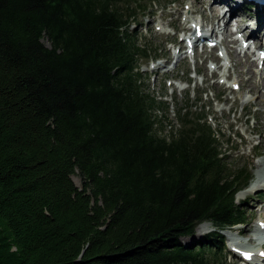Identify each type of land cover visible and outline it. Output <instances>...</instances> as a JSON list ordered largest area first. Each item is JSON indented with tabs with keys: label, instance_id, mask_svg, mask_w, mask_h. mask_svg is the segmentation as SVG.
Returning a JSON list of instances; mask_svg holds the SVG:
<instances>
[{
	"label": "trees",
	"instance_id": "obj_1",
	"mask_svg": "<svg viewBox=\"0 0 264 264\" xmlns=\"http://www.w3.org/2000/svg\"><path fill=\"white\" fill-rule=\"evenodd\" d=\"M157 2L0 0V264H226L251 173L203 108L160 132L131 28Z\"/></svg>",
	"mask_w": 264,
	"mask_h": 264
},
{
	"label": "rangeland",
	"instance_id": "obj_2",
	"mask_svg": "<svg viewBox=\"0 0 264 264\" xmlns=\"http://www.w3.org/2000/svg\"><path fill=\"white\" fill-rule=\"evenodd\" d=\"M210 1L204 0L201 5L197 0H158L143 16L140 15L138 23L133 24L131 28L136 29L137 34L142 37L141 42L146 40L158 48L157 53L162 57L157 63L153 57L142 60L140 65L144 87L158 99L164 100L167 106L165 110L158 111L159 117H165L160 132L168 134L179 127L177 108L185 105L191 111L203 108L205 120L212 129L222 134L221 151L228 157L229 165L233 168L247 166L250 170L248 185L235 195V201L244 206L246 221L222 231L226 264H248L241 258L240 253H248L243 247L252 249L251 252L256 249L264 251V234L260 233V224L264 223V181H261L258 187H251L253 183L264 178V92L262 99L259 95L264 91L261 85L264 73L258 65L253 66L254 79L250 80L260 84V87L249 91L247 86L250 74L247 68L253 59L252 48L246 49L248 56L241 53L235 61L233 47L229 50L227 46L231 45L237 49L241 43V37H237L238 35L235 36L238 38L235 44L228 42L231 37L230 28L233 29L236 25L237 33H242L243 30L251 33L250 29L258 27V38H263V46L264 12L258 13L248 9L245 5H240L239 0L240 10L229 18L230 28L222 32V42L211 50L203 51L198 46L194 51L187 52L185 44L184 48L182 47L183 33L177 31L186 28L185 32L191 34L192 25L196 23L208 31L207 24L213 20V13L209 9ZM222 11L223 9L221 13ZM217 30H220V26ZM210 39H215V36L211 34ZM167 54L169 60L165 61ZM182 57L185 58L181 59ZM217 65H221L220 69ZM72 178L80 187V178L76 175ZM197 226H202L200 231L195 228L193 236L182 238L184 243L197 245L213 230L210 223H199ZM259 260V264H264V257Z\"/></svg>",
	"mask_w": 264,
	"mask_h": 264
},
{
	"label": "bare ground",
	"instance_id": "obj_3",
	"mask_svg": "<svg viewBox=\"0 0 264 264\" xmlns=\"http://www.w3.org/2000/svg\"><path fill=\"white\" fill-rule=\"evenodd\" d=\"M202 1H204V0H197V2L199 3V4H201V5H203V3H202ZM197 3V4H198ZM210 6H209V9L211 10V12L213 13V20H211V26H212V29H214V27H215V25H214V23H215V20H216V24H217V22L218 21H220V20H224V23H225V30L227 29V30H229V28H228V26H229V22H230V20H229V18H231L232 17V15H234V14H236V12H238L239 10H240V7H239V3L236 1V2H234L233 3V1H231V0H211L210 1V4H209ZM202 7V6H201ZM200 7V8H201ZM199 8V7H198ZM199 8V9H200ZM202 9V8H201ZM223 9V11H222V13H221V10ZM194 10H196V9H194ZM200 11H202V10H200ZM199 23V22H198ZM197 24V23H196ZM197 25H199V24H197ZM238 26V25H237ZM181 28V27H180ZM185 28V27H184ZM186 29V28H185ZM184 29V30H185ZM258 30H259V28L257 27V28H255V29H250V32L251 33H249L248 31H242V32H244L246 35H248L249 36V38H254V39H257V37L259 36V33H258ZM194 33V32H193ZM192 33V34H193ZM229 35H231V37H230V40H228V42H230V43H232V44H235L236 42H237V39L236 38H232L235 34L232 32V31H230V34ZM259 43H258V45L259 46H262V40H257ZM226 45H228V44H226ZM264 46V45H263ZM182 47H184V42H183V46ZM226 47V46H225ZM230 47H233L232 49H233V55H234V58H235V61H237V59H238V55L241 53V51H238L237 52V50H236V48L234 49V46H227V48L229 49ZM230 50V49H229ZM230 53V52H229ZM248 53V52H247ZM247 53H246V51L245 52H243V56H248L247 55ZM169 60V55L167 54V56H165V61H168ZM253 66L254 67H256L257 66V62L255 61V60H251L250 62H249V64H248V68H247V72L250 74V76H249V80L251 79V78H253V76H254V71L252 70L253 69ZM220 67H221V65H217V68L218 69H220ZM254 79V78H253ZM252 80V79H251ZM249 81V84H248V90L249 91H255V88L257 89L258 87H260V84H255V83H253L252 81ZM264 80V79H263ZM263 80H262V82H261V85H262V88H263V90H264V82H263ZM234 84V83H233ZM257 91V90H256ZM262 92H264V91H261V93H259V95H260V99H262ZM264 97V96H263ZM261 181H264V178L262 179V180H259L258 182H256V183H253L252 185H251V187H254V186H256V187H258V185H259V183L261 182ZM264 224V223H263ZM202 226H197L196 227V230H198V231H200V228H201ZM258 230H259V228H258ZM243 250H248V251H251L252 249H246L245 247H243ZM252 253H255V250H253L252 251ZM258 259H260L258 256H254V258H253V260H254V262L253 263H255V264H259L258 262H260V260L258 261Z\"/></svg>",
	"mask_w": 264,
	"mask_h": 264
}]
</instances>
